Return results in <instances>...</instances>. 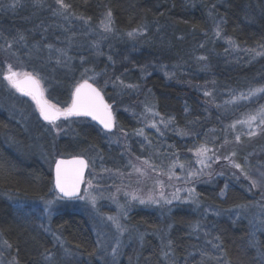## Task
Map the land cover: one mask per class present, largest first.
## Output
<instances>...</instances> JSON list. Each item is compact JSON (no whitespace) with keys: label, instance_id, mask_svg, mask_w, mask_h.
I'll return each mask as SVG.
<instances>
[{"label":"trees","instance_id":"16d2710c","mask_svg":"<svg viewBox=\"0 0 264 264\" xmlns=\"http://www.w3.org/2000/svg\"><path fill=\"white\" fill-rule=\"evenodd\" d=\"M13 3L0 0V82L12 58L26 72L38 74L49 100L65 107L85 73L111 71L124 84L145 89L157 113L177 132L195 136L184 141L171 136L170 143L180 151L194 139L207 137L215 127L224 132L216 120L226 123L232 115L220 109L209 114L202 97L188 96L178 83L211 85L215 102L264 87V56L233 58L210 37L213 22L220 20L222 37L241 49L264 51L260 48L264 0H65L67 10L60 9L56 0H20L14 9L9 7ZM109 10L110 37L84 34L85 26L75 21L83 17L94 28ZM141 30L147 31L146 43L132 48L127 35ZM202 56L206 59H198ZM2 96L0 240L10 245L11 258L15 264H108L91 217L75 201L62 199L45 230L38 215L21 213L6 198L24 203L49 199L55 193L53 153L59 158H85L98 152L115 169L124 161L108 151L105 134L95 123L73 119L69 131L55 138L35 125L25 128L16 122ZM242 107L239 112L246 110ZM118 121L122 128L133 129L127 117L119 114ZM240 144L236 163L244 167L248 157L258 153L264 160V129ZM197 193L209 211L206 216L186 206H178L163 218L148 211L132 213L129 223L145 238L141 247L127 249L119 264H169L162 255L169 251V240L176 264H264V232L254 236L247 219L233 214L257 200L253 191L242 181L218 178L200 185Z\"/></svg>","mask_w":264,"mask_h":264},{"label":"rangeland","instance_id":"374dc122","mask_svg":"<svg viewBox=\"0 0 264 264\" xmlns=\"http://www.w3.org/2000/svg\"><path fill=\"white\" fill-rule=\"evenodd\" d=\"M103 20H105V15L102 17ZM75 21L78 24H83L87 30L82 28L83 31L81 32L91 37L98 35L104 38L110 37L112 34V25L111 31H105L101 23L94 28H90L88 22L85 20L79 18L75 19ZM213 23L215 24L212 26L210 37L214 39L213 41L217 39L220 44L224 45V48L230 52L233 58L245 56V58L255 60L262 57L243 51L241 48L234 49L228 43L229 39L222 37V33L219 37L215 34L217 25L221 28V21L215 20ZM131 33H133L132 36L127 35L128 40H130L128 43L132 45V48L134 45H139L142 48L146 43L147 31L141 30ZM96 44L98 45V43ZM255 50L262 51L260 49ZM8 61L3 75L6 73L9 64L12 65L15 71L25 72L12 58H9ZM89 71L91 73H85L83 80L86 79L89 83L101 88L105 100L112 106L115 118L114 132L109 133L102 129L105 134L108 151L111 153L116 152V157L123 160L124 165L115 169L111 165L104 163L98 152L88 154V157H85L88 162V171L81 196L87 194L89 197H95V206L92 205L90 200L75 199L73 201L78 203L82 210L87 212L91 217L100 252L104 255L108 264H119L125 258L127 249L133 248L135 245L142 246L145 233L136 230L129 223L132 213L148 211L163 218L164 216H168L178 206H186L191 208L194 213L202 214V211L204 216H206L209 211L200 201L197 189L200 185L210 184L218 178L225 179L227 182L242 181L248 189L253 191L257 200L253 204L237 209L233 214L235 218L241 216L247 219L254 236L257 233L264 232V178L261 177V173H264V160H262L260 153L251 154L244 162V167H242L244 172H247L251 178L260 182V186L255 188H250V181L245 179L239 169L232 166L233 162L236 163L234 156L236 150L242 146L240 144L242 139H253L264 129V123L259 118L253 122H249L250 116L257 115L264 108L263 93L232 95L221 102H215L212 99L213 88L211 85L188 82L178 83L179 87L187 91L188 96L192 93L200 95L202 97L201 104L209 114L217 111L220 113V109L223 112L228 111L232 115V120L226 123L220 119L216 120L220 128H224V132H219L220 130H217L215 127L207 137L194 139L190 146L180 151L170 143L169 138L176 136L179 140L184 141L186 140L185 137L190 138L195 136L192 134L188 136L177 132L170 121L163 119L164 123H161L162 117L160 115H153L154 112L157 113V110L145 89L141 90L138 86L128 88L127 85L129 84H121V80L117 79V77L114 78V75L112 76L111 71L108 70L100 72ZM3 75L0 82L1 96L3 93L1 100H4L2 103L7 107L6 110L9 115L13 116L16 122L22 124L24 127L31 128L30 126H32L33 128V125H35V127L43 131V134L50 133L53 137L57 138L69 131L71 120L79 118L89 120L83 117H70L68 120L60 119L57 121V126L63 127L59 134H57L51 125L42 120L31 98L25 97L12 89L7 81L3 80ZM41 82L45 96L48 98V89L42 80ZM206 91L210 92L211 95H204ZM241 106H245L246 110L239 112ZM119 114L122 117H127L131 125H133V129L128 130L120 126L118 121ZM153 123L156 124L155 128L151 126ZM232 125H235V127H232ZM140 130L143 131V135L138 134ZM252 133H255V135ZM220 134H222V137ZM237 136L240 137L239 140L236 139ZM41 137L43 138V135ZM199 139H202V141L199 142ZM40 140L42 141L41 138ZM201 146H206L212 150L208 152V156L212 157V159L206 161L211 167L206 168L204 164L199 163L202 157H198L196 153ZM52 156L53 166L59 156L55 153ZM145 160L154 165V170L143 163ZM137 168L141 169L144 174L142 175L141 172L136 171L135 169ZM193 172H210L212 175H192ZM169 173H171V178L169 177ZM88 181H91V188L88 187ZM158 181L163 184L165 197L171 198L175 193L181 199L173 200L171 205L164 207L142 205L138 200L132 199L133 196L144 199H147L149 196L158 197L161 192V185ZM190 188H194L195 192L190 194L187 191ZM190 195L197 199L199 203L188 202ZM58 196L55 191L49 199L35 202L24 203L18 199L9 197L6 199L16 209L20 210L21 213H34L38 215L43 228L47 230L48 221L54 209L59 206V202H62V199H57ZM49 201L52 203L49 204ZM210 213H212L211 210ZM109 217H113L114 220L108 219ZM43 220L45 223H43ZM117 223H119L121 228L127 230H118ZM141 234H143L142 241L140 239ZM113 249L117 253L115 258L111 254ZM0 264H15L11 258L9 247L1 240Z\"/></svg>","mask_w":264,"mask_h":264},{"label":"snow or ice","instance_id":"6c2138e0","mask_svg":"<svg viewBox=\"0 0 264 264\" xmlns=\"http://www.w3.org/2000/svg\"><path fill=\"white\" fill-rule=\"evenodd\" d=\"M20 0H15V3L11 4L9 7L15 8L19 5ZM39 3V0H37ZM56 4L60 6V9L67 10L69 5L65 3V0H56ZM83 19V17H81ZM113 23L112 20V12L109 10L105 13V20L101 21V24L104 27L105 31H111V25ZM223 23V21H221ZM216 36L219 37L221 34V30L219 25H217ZM129 36H132L133 33H128ZM24 36L20 35L19 40H23ZM229 44L232 45L234 49H239V46L229 39ZM203 46V45H201ZM8 47H12L9 43ZM49 48L52 46L49 45ZM261 49H264V44L260 45ZM248 53H254L255 56H264V51H256L254 49H243ZM198 59H206V57H199ZM57 63H60L57 60ZM87 71V70H86ZM167 74V73H166ZM3 80L7 81L8 85L14 89L16 92L20 93L25 97H30L31 100L35 103L36 109L39 112L40 117L43 118L52 128L56 131L57 134L62 130L63 126H57V121L61 118L64 120H68L70 117H91L92 120L97 121L100 125L103 126V129L111 132L115 127V118L112 113V106L107 103L104 99V95L102 94L101 88L94 86L92 83H89L88 80H83L82 82L78 83L75 87V90L72 93V101L71 104L65 107H59L56 103H53L51 100L46 98L45 91L42 86L41 78L38 74L33 72H21L15 71L11 64L7 66V71L3 75ZM123 84V81L120 82ZM128 88L137 87L136 85H127ZM256 93H264V87L255 89L254 92L250 93V95H255ZM204 95L210 96V92H205ZM247 98V97H244ZM153 115L158 116L159 113H153ZM260 119L262 123H264V108L260 110L257 115L250 116L249 122H253L257 119ZM161 123H164L163 118H161ZM152 127H156V124L153 123ZM235 127V125H232ZM159 131V129H157ZM138 134L143 135V131L140 130ZM255 135V133H252ZM237 140L240 139L239 136L236 137ZM227 143V141H225ZM212 151L211 149L207 148L206 146H201L200 149L197 150L196 155L198 157H202L199 160V163L204 164V166L211 167L210 164L206 163L207 160L212 159V157L208 156V152ZM234 154V153H233ZM230 159V158H229ZM144 164L148 165L149 168L154 170V165L150 164L147 160L143 162ZM234 168L239 169L241 174L250 181V188H255L260 186V182L256 179L251 178L247 172H244L242 166L238 163H234L232 165ZM183 167V165H181ZM88 168V162L81 158H76L71 161L59 160L55 165V187L61 194L57 197V199H85L90 200L93 206H95V197H89L87 194L85 196L80 195V187L84 180V172L85 169ZM138 172H141L143 175L144 173L141 169H135ZM163 174V173H161ZM208 175L211 176L212 173H203V172H193L192 175ZM235 175V174H234ZM169 177L171 178V173H169ZM261 177L264 178V173H261ZM239 178V177H237ZM88 187L91 188L92 184L91 181H88ZM161 185V192L158 197L149 196L147 199L139 198L133 196V200H138L142 205H155L157 207H164L167 205H171L173 200H180L181 198L177 194H173L171 198L165 197L163 192V184L159 182ZM227 187V186H226ZM179 191V190H177ZM190 194L195 192L194 188H190L187 190ZM220 195H224L221 192ZM191 203L198 204L199 201L190 195L189 201ZM49 204L52 202L49 201ZM171 211V209H169ZM108 219L114 220L113 217H109ZM115 222V221H114ZM118 230L126 231L127 229L121 228L119 223H117ZM141 241L143 240V234L140 236ZM7 244V241H5ZM10 247V245H9ZM166 247L169 251H162L163 257L168 260L169 264H176L175 258L173 256L174 249L172 248V241L169 240ZM112 256L115 258L117 253L116 250H112Z\"/></svg>","mask_w":264,"mask_h":264},{"label":"water","instance_id":"95a60500","mask_svg":"<svg viewBox=\"0 0 264 264\" xmlns=\"http://www.w3.org/2000/svg\"><path fill=\"white\" fill-rule=\"evenodd\" d=\"M75 90V89H74ZM105 99V98H104ZM71 101H72V97H71ZM106 101V100H105ZM107 102V101H106ZM108 103V102H107ZM70 104H71V102H70ZM113 113V112H112ZM83 118H87V119H89V120H91L92 122H94L98 127H100L101 129H103V126L102 125H100L97 121H95V120H92L91 119V117H83ZM61 119H63V118H61ZM42 120H43V118H42ZM44 121V120H43ZM44 122H46V121H44ZM104 131H106V132H109V131H107V130H105V129H103ZM115 131V127H114V129L111 131V132H109V133H112V132H114ZM76 158H81V159H84V160H86L85 158H83V157H69V158H58L56 161H55V163H54V165H53V169H52V174H53V185H54V189H55V191H56V193L60 196L61 194L59 193V191L56 189V187H55V165H56V163L59 161V160H65V161H71V160H73V159H76ZM87 171H88V168L87 169H85V172H84V180H85V177H86V174H87ZM83 185H84V183L81 185V187H80V195H81V192H82V189H83ZM64 200H75V199H68V198H64Z\"/></svg>","mask_w":264,"mask_h":264}]
</instances>
